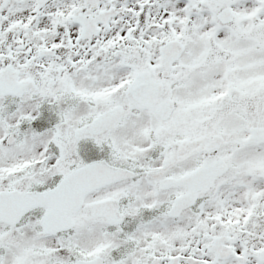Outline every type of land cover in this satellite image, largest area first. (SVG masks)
Returning a JSON list of instances; mask_svg holds the SVG:
<instances>
[{"label":"snow or ice","instance_id":"obj_1","mask_svg":"<svg viewBox=\"0 0 264 264\" xmlns=\"http://www.w3.org/2000/svg\"><path fill=\"white\" fill-rule=\"evenodd\" d=\"M0 264H264V0H0Z\"/></svg>","mask_w":264,"mask_h":264}]
</instances>
